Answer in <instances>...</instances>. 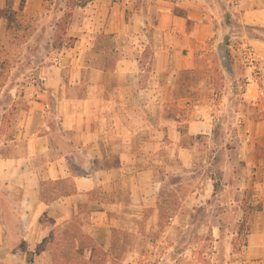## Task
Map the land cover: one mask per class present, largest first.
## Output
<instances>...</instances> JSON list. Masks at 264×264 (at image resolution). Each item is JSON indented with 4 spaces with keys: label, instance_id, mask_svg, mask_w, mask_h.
Listing matches in <instances>:
<instances>
[{
    "label": "crops",
    "instance_id": "0c3cea01",
    "mask_svg": "<svg viewBox=\"0 0 264 264\" xmlns=\"http://www.w3.org/2000/svg\"><path fill=\"white\" fill-rule=\"evenodd\" d=\"M10 1L0 0V13ZM34 1L15 0L14 10L30 14ZM80 10L87 17L67 35L75 45L42 69V89L11 124L16 132L6 147L14 155L0 163V181L9 197L20 194L22 213L0 222L21 223L26 248L0 250L27 256L24 264H52L31 256L46 257L54 231L85 209L106 224L124 209L143 217L151 211V221H160L175 199L182 210L202 208L224 185L216 173L228 168L218 161L223 144L244 164L242 190H255L264 221L260 88L245 87L254 117L251 107L240 116L231 105L228 112L218 94L197 98L206 89L208 48L227 47L231 76H245L237 69L246 46L264 67V0H92ZM7 23L0 17V32ZM102 36L133 44L107 49ZM96 194L108 200L99 202ZM255 233L264 239V228Z\"/></svg>",
    "mask_w": 264,
    "mask_h": 264
},
{
    "label": "rangeland",
    "instance_id": "374dc122",
    "mask_svg": "<svg viewBox=\"0 0 264 264\" xmlns=\"http://www.w3.org/2000/svg\"><path fill=\"white\" fill-rule=\"evenodd\" d=\"M83 1L36 0L35 11L29 14L14 10L17 3L11 0L10 10L0 13L8 22L7 29L0 32V121L3 122L0 163H6L14 155V148L6 147L16 132V126L11 124L21 120L23 105L28 106V98L42 89V69L56 54L67 49L68 31L78 28L87 17L86 12L80 10ZM99 43L107 49L130 48L133 41L102 36ZM63 44L64 48L59 49ZM203 54L206 89L197 98L216 100L218 94L219 101L226 99L228 112L231 105L239 116L241 110L247 113L245 108L252 105L249 106L245 98L244 75H229L217 50L208 48ZM237 70L244 73L240 64ZM249 112L251 117L255 116L254 107ZM236 113H228V116L234 118ZM228 150L230 145L223 144L222 157H218L221 167H228L227 171H216L224 185L216 189L215 198L206 206L182 210L175 199L171 206L162 208L160 221H151V211L143 217L124 209L117 214V222L106 224L85 209L74 223L54 231L53 238L57 234L65 237L55 242L51 238L45 244L43 249L49 252L46 257L41 259L40 254L31 257L52 264H264V239H259V234L255 233L256 228H264V221L260 220L262 215L258 214L262 204L255 202V190H242L244 164L235 152ZM258 153L264 158V147H259ZM96 199L99 202L108 200L100 194H96ZM122 201L127 202L125 192ZM20 203V194L10 193L9 197L0 181V217L20 215ZM169 217L175 220L170 222ZM22 230L21 223L0 222V247L8 245L25 252ZM11 233L17 234V238L12 239ZM26 259L25 255L10 256L0 250V264H24Z\"/></svg>",
    "mask_w": 264,
    "mask_h": 264
},
{
    "label": "built area",
    "instance_id": "2783aa9c",
    "mask_svg": "<svg viewBox=\"0 0 264 264\" xmlns=\"http://www.w3.org/2000/svg\"><path fill=\"white\" fill-rule=\"evenodd\" d=\"M241 65L244 69L246 86L257 85L264 99L262 84L264 83L263 60L253 47L246 46L241 52Z\"/></svg>",
    "mask_w": 264,
    "mask_h": 264
},
{
    "label": "water",
    "instance_id": "95a60500",
    "mask_svg": "<svg viewBox=\"0 0 264 264\" xmlns=\"http://www.w3.org/2000/svg\"><path fill=\"white\" fill-rule=\"evenodd\" d=\"M219 52V56H220V60L222 62V64L224 65V67L226 68V70L228 72H230L231 70V66H230V61H229V56H228V49L225 46H221L218 49Z\"/></svg>",
    "mask_w": 264,
    "mask_h": 264
},
{
    "label": "trees",
    "instance_id": "16d2710c",
    "mask_svg": "<svg viewBox=\"0 0 264 264\" xmlns=\"http://www.w3.org/2000/svg\"><path fill=\"white\" fill-rule=\"evenodd\" d=\"M92 0H84L83 2H81L82 4L80 5V7L81 8H83V7H85L86 6V4H87V2L89 3V2H91ZM67 42H68V44H66V48H71V47H73L74 45H75V40L74 39H70V38H67ZM64 48V44L62 45V46H60V48L59 49H63ZM63 237H65V235H59V234H57L56 235V237L55 238H53V236H52V240L51 241H57V240H61V238H63ZM65 240V239H64ZM55 245V243H53V246ZM56 251H58L57 249H56ZM55 255V254H54Z\"/></svg>",
    "mask_w": 264,
    "mask_h": 264
}]
</instances>
